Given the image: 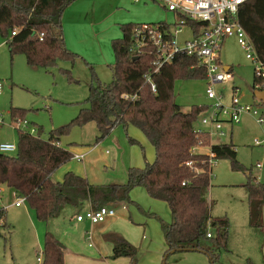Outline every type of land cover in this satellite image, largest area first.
<instances>
[{"label": "trees", "instance_id": "obj_1", "mask_svg": "<svg viewBox=\"0 0 264 264\" xmlns=\"http://www.w3.org/2000/svg\"><path fill=\"white\" fill-rule=\"evenodd\" d=\"M72 1L0 0V31L10 56L22 54L28 65L46 71L59 60L73 64L75 54L65 46L61 24L62 13ZM238 20L257 56L264 62V0L245 2ZM138 24L121 25V36L111 41L115 57L111 80L108 83L97 80L89 86L84 106L70 124L95 122L99 132L97 139L106 136L116 125H132L154 147V161L144 167H128L126 181L122 183L92 184L71 171L64 174L62 181H56L53 179L55 171L73 157L58 140L70 124L51 130L47 139L41 138V128L37 127V136L16 128V152H0V185L23 196L42 223L57 218L65 208L77 215L86 204L97 209L129 202L130 191L142 186L151 198L165 202L170 212V222L162 225L166 247L161 264H167L168 257L183 248L205 253L210 264H215L220 251L227 249L229 221L226 217H211L206 194L212 167L207 155L190 151L199 138L206 141L204 135L195 132L206 105H193L183 111L173 97L175 79H205L206 71L196 57L177 54L170 64L153 74L156 85V92H153L143 75L152 68L154 52L146 50L133 60L129 53ZM64 72L72 80L69 70ZM255 82L254 76L253 86ZM25 112L11 106L12 123L18 118L26 119ZM211 150L216 159L226 158L232 169L243 170L231 142L215 143ZM187 161H191V166L186 165ZM243 187L248 224L255 229L263 228L264 183L249 174ZM3 215L0 207L2 226ZM106 237L112 244V258L127 257L130 264L137 263L138 249L133 244L117 232H110ZM173 249L176 251L171 253ZM41 252L43 264H63L65 248L48 230L43 234Z\"/></svg>", "mask_w": 264, "mask_h": 264}, {"label": "rangeland", "instance_id": "obj_2", "mask_svg": "<svg viewBox=\"0 0 264 264\" xmlns=\"http://www.w3.org/2000/svg\"><path fill=\"white\" fill-rule=\"evenodd\" d=\"M92 9H95V20L99 23H92ZM175 20L177 18L154 0H74L65 7L61 16L64 43L75 54L74 62L71 64L68 60H59L49 71L28 65L22 54L11 57L0 31V42H3L0 45V80L3 82L0 135L7 133L6 126L12 122L9 113L11 106L26 110L25 118L41 128L40 136L43 139H47L51 130L70 124L84 106L89 86L96 84L97 80L100 83L111 80V65L115 60L111 41L121 36L122 24ZM104 27H107L105 31ZM188 36L189 32L184 30L177 35V40ZM219 58L221 66L230 67L233 75L229 82L215 85L216 91L224 94L223 102L229 101L232 87H236L240 102L251 104L259 110L258 116L263 115L262 120L257 122L251 114H243L239 123L229 128L231 135L221 139L235 146L236 158L244 171L232 169L230 160L226 158H218L212 168L210 187L206 194L210 215L213 218L226 217L229 221L227 249L220 251L215 264H264V207L263 228L250 227L243 187L249 174L264 183V101L253 95L255 64L246 58L235 37L224 41ZM65 70H69L72 80L67 77ZM206 84V79H175V102L183 111H188L193 105L210 104L205 93ZM98 135V128L93 121L68 125L59 135L60 146L73 156L86 151L89 153L82 161L72 157L62 164L53 174V179L62 181L64 174L71 171L91 182L122 183L127 178V167H144L154 161V147L132 125H116L106 136L97 139ZM134 190H142L146 197L142 186L130 191V201L126 206L133 207L135 214L129 223L136 229H140L139 225L147 228L146 235L151 236V244L146 240H139L137 244L127 240L138 249L136 264H161L164 249L162 225L170 222L169 208L160 200L153 201L157 209L148 208L143 200L132 197ZM13 201L10 193L4 190L0 200L4 212L3 226L0 220V264L36 262L37 255L42 251L45 227L36 219L27 202L16 207ZM147 222L149 226L144 225ZM134 234L136 239H140L144 233L135 230ZM127 261L130 264L129 258ZM167 264L210 262L205 253L187 250L171 254Z\"/></svg>", "mask_w": 264, "mask_h": 264}, {"label": "built area", "instance_id": "obj_3", "mask_svg": "<svg viewBox=\"0 0 264 264\" xmlns=\"http://www.w3.org/2000/svg\"><path fill=\"white\" fill-rule=\"evenodd\" d=\"M160 2L167 12L177 18L174 22H143L135 26L133 31V45L129 50L130 55L138 56L146 50L154 52L155 59L152 61L150 71L144 73L143 78L151 90L156 92V85L152 79L154 73L170 64L177 54L196 57L199 64L206 71L205 93L210 100L206 104V110L200 114L195 132L204 135L191 148L192 154H205L208 156L210 167L216 164L215 154L211 146L221 143V139L230 135L229 128L239 123L243 114H251L257 122L262 120L259 110L251 104L241 103L236 94V87H232V94L227 103H224V94L218 93L215 89L217 83L229 82L233 75L230 67L225 69L220 62V49L224 41L229 37H235L238 44L245 52L246 58L253 61L254 76L256 82L254 90H264V62L257 56L253 44L238 20V13L241 6L248 0H154ZM187 30L189 36L177 40V35ZM15 32H12L14 34ZM3 90V82L0 80V94ZM15 127L32 136H37V127L27 119L18 118L13 123ZM17 149L15 143L1 142L0 152L14 153ZM203 149H206L203 151ZM75 159L81 160L82 155H75ZM191 161L186 165L191 166ZM257 167H260L257 164ZM212 174V173H211ZM3 188L0 186V195ZM14 198L13 204L16 207L26 202L23 196L17 192H11ZM115 208L101 206L97 209L87 208L74 219L77 222L84 220L91 224L103 222L107 217L115 215ZM210 236V232L207 233ZM35 264H43L42 252L36 257Z\"/></svg>", "mask_w": 264, "mask_h": 264}, {"label": "crops", "instance_id": "obj_4", "mask_svg": "<svg viewBox=\"0 0 264 264\" xmlns=\"http://www.w3.org/2000/svg\"><path fill=\"white\" fill-rule=\"evenodd\" d=\"M92 11H93V15H92L93 19L91 20L92 23L93 24L99 23L100 21L95 20L96 17L95 9L94 10L92 9ZM106 28L107 27H104V31L106 30ZM101 31L102 29L100 30V32ZM2 44L3 42H0V45ZM223 67L226 69V67L228 66L224 65ZM1 95L2 93L0 94V96ZM6 128H8V131L6 134L3 133L2 135H0V143L1 142L16 143L17 134L15 131L16 130L15 125L12 122H10L6 126ZM88 153L89 151H86L83 154L81 153L80 155H82V158L81 160L78 161H82L83 158L86 156V154L88 155ZM135 163H137V161ZM89 182L92 184L107 183L106 181L103 183H98L94 181L93 182L89 181ZM0 186L3 188V191L7 190L11 195L12 190H10L5 185H0ZM141 191L142 190H134L132 197L134 199L143 200L150 209L152 207H155V209H157V206H155L153 201H159V200L151 198L147 194L146 190H145L146 192V197H145L143 195V192ZM2 193L0 195V200L2 197ZM126 204L127 202L120 203L115 208L116 212L114 216L107 217L103 222L96 224H91L87 220H84L82 222L75 221L74 219L75 215L73 213V210L70 208H65L57 218L52 219L47 223H43L45 227L44 232L48 230L52 234H54V236L63 244L65 248L63 264H125V263L127 264L128 262L127 257H119L116 259L111 257L112 244L106 237V235L110 232H117L126 239H128L130 242L135 244H137L139 240H141L142 242L146 240L148 243L151 244V236L147 237L146 235L148 233L147 228L145 227L141 228L142 225H139L140 229H136L133 225L129 223L130 219L135 214V209L133 207L126 206ZM87 208H89V205L86 204L84 205L83 210ZM144 225L149 226L148 222L145 223ZM135 230L143 231L144 234H141L140 239H136L134 234ZM165 247L166 244L164 240L163 252L165 250ZM17 264H21V263H17ZM25 264H35V261H32L31 263L28 262Z\"/></svg>", "mask_w": 264, "mask_h": 264}, {"label": "water", "instance_id": "obj_5", "mask_svg": "<svg viewBox=\"0 0 264 264\" xmlns=\"http://www.w3.org/2000/svg\"><path fill=\"white\" fill-rule=\"evenodd\" d=\"M137 58V56H133L132 57V60L133 59H136ZM228 67H226V69H227ZM253 95H254V97L255 98H257L258 100H262V101H264V90H262V91H260V90H254L253 91ZM178 251H187V250H192V249H190V248H183V249H177ZM176 251V249H173V250H171V253H174ZM166 257V256H165ZM164 257V258H165Z\"/></svg>", "mask_w": 264, "mask_h": 264}]
</instances>
